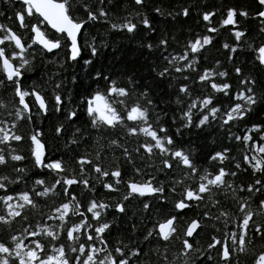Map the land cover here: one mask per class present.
<instances>
[{"label": "snow or ice", "instance_id": "1", "mask_svg": "<svg viewBox=\"0 0 264 264\" xmlns=\"http://www.w3.org/2000/svg\"><path fill=\"white\" fill-rule=\"evenodd\" d=\"M95 4L92 10L85 0H17L18 6L8 9L11 23L0 22V85L12 97L7 102L0 99V264H242L240 258L248 254L247 246L253 238L264 241V0H256L254 13L261 19V41L249 42L247 29L233 27L235 42L223 44L229 61L242 47L252 50L261 70L259 75L245 73L242 66L233 63L235 83L229 82L233 77L223 70L219 60L212 67H199L197 57L201 49L210 45L211 35L196 34L182 46V51L169 53L166 32L155 43L149 39L156 29L143 10L146 0H131V7L128 0H95ZM77 5L86 18L74 15ZM113 8L124 14L117 15ZM150 11L175 18L188 17L192 9L181 6L172 12L154 6ZM200 15L210 24L214 11L204 10ZM236 15V9L227 8L226 17L219 23L235 26ZM238 15L246 17L249 13L240 10ZM98 21L106 25V33L135 35L143 29L140 47L149 55L158 54L148 79L129 72L118 80L103 66L97 67L104 48L110 44L104 38L97 43L95 37L89 42L84 29L89 22ZM205 27L208 33L218 31L217 27ZM49 29L54 30L51 36ZM61 51L63 56H57ZM69 68H73L71 73ZM37 72L42 73L38 77L41 83L33 80L30 86H24ZM82 77L88 78L90 87L79 94L76 103L73 90ZM158 82H167L170 89H175L170 101L154 92L153 84ZM197 89L199 94H194ZM172 104L176 110L169 115L165 109ZM33 112L37 119L46 118L49 112H63L64 120L73 128L66 146L79 145L89 136V128L111 133L120 129L124 136H143L144 140L131 152L121 143L123 136L118 133L93 143L103 151L102 141L107 140L108 149H119L136 175H142V170L135 167L133 153L140 159L158 160V171L166 181L157 182L151 173L146 180L124 181L125 192L111 203L83 195V189L95 192L88 179L93 173L104 189L120 191L119 157L111 166H102L100 151L94 153V159L80 155L76 158L79 171L74 172L62 160L46 155L43 133L35 126ZM82 116L87 118L83 129L75 126ZM21 121L33 125L27 135L18 131ZM214 126L217 131L223 130L225 139L240 142L242 152L237 160L227 145L213 150L206 157L214 162L209 171L196 164L195 146L178 145L176 137L193 128L203 132ZM234 127L240 134L233 133ZM54 131L60 137L66 132L65 124L55 125ZM23 141H30L27 149L21 147ZM25 160L31 168L23 163ZM225 162L234 165L235 170ZM85 165L91 169L88 175ZM173 170L182 175L170 176ZM241 170H250L253 179L246 185L234 186L229 178ZM77 184L83 186V205L77 193L70 191V186ZM174 194L178 198L172 201V207L177 213L193 206L204 209L197 213L198 218L185 221L180 231L176 227L178 214L157 219L159 207L150 204L157 201L159 206H166ZM229 194L235 201L236 213L217 209L219 215L213 214L210 209L220 204V197ZM53 198H59V202ZM133 201L139 203L135 210L131 207ZM109 208L115 210L111 219L107 216ZM121 216L126 231L116 223ZM205 218L213 222L223 218L224 230L216 223L208 225ZM229 224L233 225L231 229ZM207 227L214 232L207 234L206 244L201 246L198 238ZM114 229L116 236L110 240ZM173 241L179 242L175 252ZM250 264H264V245L258 252L252 251Z\"/></svg>", "mask_w": 264, "mask_h": 264}, {"label": "trees", "instance_id": "2", "mask_svg": "<svg viewBox=\"0 0 264 264\" xmlns=\"http://www.w3.org/2000/svg\"><path fill=\"white\" fill-rule=\"evenodd\" d=\"M85 2L90 3L92 10H95L96 4L95 0H85ZM128 5L131 7V0H128ZM17 7V2L14 0H9V3H5V0H0V12H4V16H0V22H8V17L11 16V12L8 11L9 7ZM154 6H159L164 10L176 12L181 6H188L192 9L191 14L188 17L176 16L173 18L172 16H161L156 13L150 11V9ZM74 12V15L80 16L82 18H86L83 9H79ZM234 8L237 10V15L234 17L238 23L235 26L232 25H221L219 22L226 17V9ZM116 12L117 15H123L124 12L120 11L118 8L111 9ZM146 14L149 15V18L152 20L155 26V33L150 34L149 39L155 43L157 37L162 33L166 32L170 38V45L168 48L169 53H174L177 51H182V46L187 43L189 39H193L196 34H208L212 36V40L210 45H206L204 49L200 50V54L197 57V63L200 68L203 67H212L215 65V61L219 60L221 65L223 66V70L229 71L230 75L233 77L232 80H229L230 83H235L234 73H231V67L233 63H237L244 68L245 73L251 72L254 75L260 74V67L258 66V61H255V54L252 50L247 49L246 47H242L238 49L237 53H234V59L232 61L227 60L228 49L223 48L224 43H233L235 42L234 35L232 33L233 27L236 29H247L246 39L251 42L253 39L255 42L261 41V36L259 35V29L261 27V19L254 15L257 10L256 0H146L145 8L143 9ZM204 10H212L214 11V16L210 17L211 23L205 22L202 20L200 13ZM240 10L247 11L249 13L246 17H240L238 12ZM205 25L210 27H217L218 31L215 33H208ZM15 29V25H12ZM85 35L89 42H91L92 37H95L96 42L98 43L101 38L106 39L110 47L104 48L103 56L97 62V67L103 66L106 71L111 72L118 80L121 79L122 74L126 75L129 72H133L137 75V78L143 77L144 79L149 78L150 67L153 59H158V54L156 56L147 54L146 49H142L140 47V42L144 40L143 29L141 28L135 35L130 34H121L114 31H107L106 33V25L102 21L98 22H89L87 27L84 29ZM54 32L50 29L48 30L49 36H51ZM174 37V39H172ZM37 47V56L39 57V47ZM57 56H63V52H58ZM85 58H87V54H85ZM182 63V62H181ZM51 68V66H50ZM73 68H69L68 72L71 73ZM42 75V73L37 72L32 77H30L27 81H25L24 86H30L35 80L37 83H41L38 77ZM179 75V74H177ZM195 74H193L194 76ZM90 87L88 78L82 77L79 85L73 90V96L76 103L79 102V94L85 93L86 90ZM203 87V85H201ZM153 90L157 94L158 97H162L164 101H170V98L175 95V89H170L168 87L167 82H158L153 84ZM200 89H197L194 94H199ZM219 95V94H218ZM11 92L5 91V87L0 85V99L4 101H9L11 99ZM75 106V104L73 105ZM83 106L81 105V108ZM163 107V105H161ZM169 111V115H171L172 111H175V105L172 104L170 109H165ZM3 110H0L2 113ZM254 119V118H253ZM33 120L35 126L39 127L42 130V142L45 144L46 155H50L52 159H60L64 164L67 165L68 168L73 169L74 172L79 171V167L76 163V158L80 155H87L94 157V153L97 151L101 152V163L102 166H111L112 162L119 157V163L122 172V182L118 185L120 191L113 192L108 189H104L100 183L96 182L95 174L88 175L91 172V169L85 165V174L88 175L90 185L95 186V192L89 193L87 189H83L82 185H73L70 186V191H74L77 193V198L81 199V190L83 189V195L94 196L97 200H103L105 202H114L116 201L120 195L125 192V183L124 181H137V180H146L147 174L151 173L154 175L155 180L157 182L166 181V178L163 173L158 171L159 161L156 159L147 160L140 159L135 156L134 164L135 167H138L142 170V175L134 174L132 170V166H130L121 156V152L119 149H116L114 152L110 151L107 147V140H103L104 144L103 151L97 147L93 141L99 140L101 137H107L109 139L114 138L118 133L120 136H123L121 143L129 149L131 152L132 149L137 147L138 143L144 140L143 136H124L122 130L117 129L116 133H111L104 129L100 130H92L88 129L89 136L85 138L79 145L67 144V137L73 134L72 126H69L68 123L64 120L63 112H49L46 118L37 119L35 113L33 112ZM86 117H81V119L75 122L76 127H81L82 129L86 127ZM64 123L66 132L57 137L54 126ZM131 123V122H129ZM170 121L168 124L170 125ZM33 125L28 124L27 122L21 121L18 124V131L22 134L27 135V133L32 129ZM243 129V125L240 126V130ZM170 132L174 131V126L170 127ZM240 130L237 128H233L232 131L234 134H240ZM225 133L223 130L217 131L215 126L209 129H205L201 132L199 129H191L190 131H185L182 137H176L177 144L183 145L186 148L195 146V151L193 153L195 162L198 166H203L208 168L209 171L213 170L212 161L207 160V155L211 153L213 150L218 149L223 145H227L231 148L232 154L237 157V160L241 158L240 154L242 152V145L238 141H229L224 138ZM214 141V142H213ZM30 141L21 142V147L24 149L28 148ZM24 164H28V161L25 160ZM146 164H152L153 167H146ZM226 166L234 169V165H228L225 162ZM28 167L31 168V165L28 164ZM243 168V166H242ZM29 175H35L34 172H30ZM182 175L181 171L173 170L170 173V176H175L179 178ZM105 181L108 180L107 177L103 178ZM234 181V186H238L241 184L250 183L253 179L251 171H239L236 177H230ZM186 183H191V181L186 180ZM59 187V186H58ZM179 186H177V193L179 192ZM241 195H246V193H240ZM111 198V199H110ZM178 198L177 195L169 196L168 203L166 206H159L157 201H150V204L153 207H159V211L156 214L157 219H162L167 217L169 214L179 215V220L176 222L177 230L180 231L185 221H189L192 218H198L197 213L204 209L197 208L193 206L190 209H185L179 213L172 207V201ZM56 202H59V198H53ZM255 199V198H254ZM51 203V201H49ZM81 203L83 205V200L81 199ZM132 209L135 210L139 207V203L137 201H133ZM253 209L255 210L256 204L253 203ZM217 209H221L227 211L229 213L235 214L236 207L235 201L231 199V195L228 197H220V204L216 207L210 209V211L219 215V211ZM44 211H48V208H44ZM115 210L109 208L107 210V216L111 219L114 215ZM87 214V213H86ZM131 215V212L129 213ZM90 215V214H87ZM254 219H259V217H254ZM223 218L220 221H208L205 218V222L208 225L212 223H216L218 227L223 231ZM51 223V221H47ZM116 223L119 225L121 231H126L124 225V218L117 217ZM233 225L229 224L228 228L231 229ZM214 232V229L211 227H207L204 232L201 233V237L198 238L201 246L206 244V236L207 234H211ZM116 236V230H113L111 236L108 239H114ZM195 243L194 241H191ZM175 247L172 249L175 252L179 248V242L173 241ZM264 245V241L259 238H253V241L250 245H248V254L241 256L242 264H250L251 261V253L252 251L258 252L261 249V246Z\"/></svg>", "mask_w": 264, "mask_h": 264}, {"label": "bare ground", "instance_id": "3", "mask_svg": "<svg viewBox=\"0 0 264 264\" xmlns=\"http://www.w3.org/2000/svg\"><path fill=\"white\" fill-rule=\"evenodd\" d=\"M15 2H17V0H14Z\"/></svg>", "mask_w": 264, "mask_h": 264}, {"label": "flooded vegetation", "instance_id": "4", "mask_svg": "<svg viewBox=\"0 0 264 264\" xmlns=\"http://www.w3.org/2000/svg\"><path fill=\"white\" fill-rule=\"evenodd\" d=\"M52 32H54L53 30H51Z\"/></svg>", "mask_w": 264, "mask_h": 264}, {"label": "water", "instance_id": "5", "mask_svg": "<svg viewBox=\"0 0 264 264\" xmlns=\"http://www.w3.org/2000/svg\"><path fill=\"white\" fill-rule=\"evenodd\" d=\"M54 31V30H53ZM55 51V50H54Z\"/></svg>", "mask_w": 264, "mask_h": 264}]
</instances>
